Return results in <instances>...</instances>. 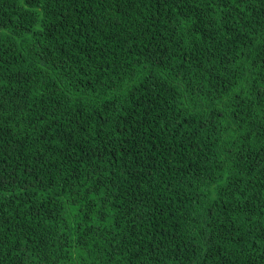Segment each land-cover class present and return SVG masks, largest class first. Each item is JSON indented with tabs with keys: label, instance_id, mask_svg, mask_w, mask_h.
Returning <instances> with one entry per match:
<instances>
[{
	"label": "trees",
	"instance_id": "16d2710c",
	"mask_svg": "<svg viewBox=\"0 0 264 264\" xmlns=\"http://www.w3.org/2000/svg\"><path fill=\"white\" fill-rule=\"evenodd\" d=\"M0 264H264V0H0Z\"/></svg>",
	"mask_w": 264,
	"mask_h": 264
}]
</instances>
